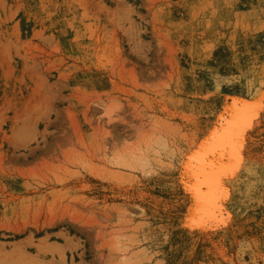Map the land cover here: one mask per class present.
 Returning a JSON list of instances; mask_svg holds the SVG:
<instances>
[{"label":"rangeland","instance_id":"374dc122","mask_svg":"<svg viewBox=\"0 0 264 264\" xmlns=\"http://www.w3.org/2000/svg\"><path fill=\"white\" fill-rule=\"evenodd\" d=\"M262 94L264 0H0V264H264ZM244 102L205 218L194 153Z\"/></svg>","mask_w":264,"mask_h":264},{"label":"snow or ice","instance_id":"6c2138e0","mask_svg":"<svg viewBox=\"0 0 264 264\" xmlns=\"http://www.w3.org/2000/svg\"><path fill=\"white\" fill-rule=\"evenodd\" d=\"M253 104L257 102H252ZM261 109L264 110V94H262L258 102ZM257 112L251 105L245 103L226 126V131L220 141L221 148L219 150H229L234 155L238 153L242 147L241 135L242 132L251 126V121L255 119ZM226 170L217 164L213 163L207 156L204 157L202 165L197 174L198 187L193 191L201 196V202L205 207V218H208L213 213L218 212L216 207L224 191L223 177ZM206 190V191H205Z\"/></svg>","mask_w":264,"mask_h":264},{"label":"bare ground","instance_id":"6f19581e","mask_svg":"<svg viewBox=\"0 0 264 264\" xmlns=\"http://www.w3.org/2000/svg\"><path fill=\"white\" fill-rule=\"evenodd\" d=\"M257 102V101H255ZM246 102L242 103V104H236L234 103L232 105L231 108V112H230V116L229 118L226 120V123L224 125L223 128L217 130L212 138L205 143L201 149L196 150L194 153V159L196 161H194L195 164H193V167L190 170H192V174L193 175V180H194V186L195 188L200 186L198 185V178H197V174L199 172V169L202 165L203 159L205 156H207L213 163L217 164L218 166L224 168L226 170V174L232 173L233 171H235L236 169L239 168V163H240V155L237 154H233L231 151L229 150H219L221 148V144L220 141L224 136V133L226 131V126L229 124V122L231 121V119L233 118L234 114H236L241 108L244 107V104ZM250 103V102H249ZM247 103V104H249ZM252 103V102H251ZM250 105V104H249ZM258 105V103L256 104ZM255 105V106H256ZM259 106V105H258ZM252 108H254L253 106H251ZM255 109V108H254ZM223 126V125H222ZM244 132V131H243ZM242 132V134H243ZM242 136V135H241ZM242 138V137H241ZM190 165V164H189ZM189 169V166H188ZM237 171V170H236ZM190 172V171H189ZM225 174V176H226ZM193 182V181H192ZM192 184V183H191ZM226 190V189H225ZM224 190V191H225ZM206 191V190H205ZM224 191L221 194L222 196L224 195ZM226 192V191H225ZM196 193V192H195ZM226 195V194H225ZM225 197V196H224ZM218 207V206H217Z\"/></svg>","mask_w":264,"mask_h":264}]
</instances>
